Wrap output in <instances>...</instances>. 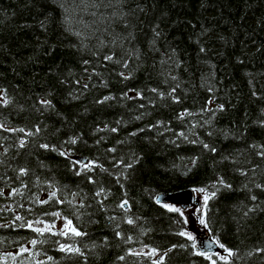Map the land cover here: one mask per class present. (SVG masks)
<instances>
[{"label":"trees","instance_id":"trees-1","mask_svg":"<svg viewBox=\"0 0 264 264\" xmlns=\"http://www.w3.org/2000/svg\"><path fill=\"white\" fill-rule=\"evenodd\" d=\"M93 2L116 4V0H0V89L6 90L5 98L11 101L0 106V225H12L0 227V264H147L143 257L128 256L123 262L116 257L128 248L139 251L145 244L163 252L181 239L172 235L179 227L172 223L177 215L160 207L156 197L186 188H208L217 176L232 188L209 201L210 226L222 243L238 250L235 264H264V253L254 251L264 248V213L243 217L253 203L250 195L264 203V191L252 183H264V159L256 155L264 150V127L260 126L264 120V0H126L122 8L126 18L114 17L113 8L84 6ZM61 4L68 9L67 24ZM154 30L160 32L158 37ZM201 47L206 51L201 53ZM105 55L113 59L105 61ZM124 60L127 68L122 67ZM120 72L130 78L122 79ZM174 87L180 103H172L168 96ZM137 91L141 99L135 98ZM123 93L128 97L122 98ZM159 93L166 99H160ZM106 95L113 99L95 103ZM37 98L51 99L54 108L41 115ZM209 99L207 107L217 110L223 103L225 110L216 111L214 117L202 113ZM185 109L190 114L177 119ZM157 121L162 126L151 127ZM37 125L41 131L32 137L5 130L35 132ZM113 127L116 132L110 130ZM131 132L136 136L130 137ZM176 132L197 142L184 141ZM76 136L80 137L76 145L64 144ZM20 139L27 141L24 149H18ZM169 139L176 144L165 143ZM39 143L60 146L58 150L69 153V159L39 149ZM203 143L216 147L217 153L205 150ZM108 148L115 151L108 152ZM134 156L141 158L134 171L113 166L117 160L129 162ZM192 157L197 158L194 168ZM78 158L95 160L105 171L97 168L77 177L70 161ZM24 165L31 171L21 181L16 169ZM88 175L97 183L88 184ZM21 182L26 187L21 188ZM101 186L105 193L95 197ZM13 187L19 192L9 197ZM53 190L63 204L35 202L48 199ZM98 199L103 201V211ZM122 199L129 202L127 213L117 207ZM9 205L11 210H6ZM50 211L68 216L88 235L68 241L48 233L40 236L15 226L20 222L12 220L20 214L25 221L56 222L43 215ZM110 215L118 219L110 223L106 219ZM125 215L140 219L128 225L123 223ZM116 223L125 238L133 237L130 244L115 239ZM31 238L41 243H25ZM54 240L75 242L84 257L60 253ZM20 243L30 253L15 261L5 256L15 254ZM166 262L205 264L179 249Z\"/></svg>","mask_w":264,"mask_h":264},{"label":"snow or ice","instance_id":"snow-or-ice-1","mask_svg":"<svg viewBox=\"0 0 264 264\" xmlns=\"http://www.w3.org/2000/svg\"><path fill=\"white\" fill-rule=\"evenodd\" d=\"M126 0H116V4L113 5L111 2L104 4L102 2L97 3L93 2L88 5H84L86 7H91V8H97V7H104V8H113L114 11L112 12V15L115 17L119 15L122 18H126V13L122 11V8L125 6ZM60 7L65 8V24L68 22V17H67V12L68 9L64 4H61ZM137 8L139 11H143L142 8H139V5H137ZM43 25V22H42ZM127 27V25H125ZM75 35L79 36L80 33L76 32ZM154 35L159 36L160 32L158 30H154ZM201 53L205 52L206 49L204 47H201L199 49ZM257 51H260V49H257ZM113 57L111 55H105L104 60L105 61H111ZM85 64L88 63V61H84ZM128 66V61L124 60L122 62V67L127 68ZM179 66V65H177ZM119 75L122 77V79L127 80L130 78L129 75H124L123 72H120ZM173 80L176 79L175 76L172 77ZM63 83V81H61ZM76 83H79V81H76ZM101 84H104V81L101 80ZM176 87H179L177 85ZM83 88L87 90L88 85L84 84ZM151 92L157 93L156 88L150 89ZM208 91L211 93L212 88L209 87ZM176 92V88H172L171 91L169 92L168 96L171 97L172 103H180V98L174 93ZM160 99H166L164 93H159L158 94ZM253 96H256V93H252ZM6 97V90L5 89H0V101H2V105L0 106H7L11 102L9 99L5 98ZM128 97V93H123L122 98ZM136 99H141L142 94L141 92L137 91L135 94ZM113 97L110 95L103 96L101 99H97L95 101L96 104H103L106 101L112 100ZM212 101L209 99L205 106L201 109L202 113H210L212 117L216 115V111L223 112L225 110V105L223 103H220L217 106V110H213L209 107H207V104H210ZM36 104L40 105V108L38 111L41 112V115L44 114V111L47 109H52L54 108V105L52 103L51 99L48 98H37ZM143 107V105H141ZM188 110L185 109L183 114H178L177 119H183L184 115H189ZM140 116H137L136 119H140ZM119 123V121H117ZM205 123H209L208 120L205 121ZM162 126L161 121H157L154 126L151 127H156L160 128ZM260 126L264 127V120L260 121ZM108 126L105 125V128ZM193 128L196 127V125H192ZM6 131H12V132H20L24 134V137H32L34 135H38L41 131L40 127L37 125L35 126V132L28 130L26 131L24 128H12L8 129L5 128ZM112 132H116L117 128L113 127L110 129ZM139 131H144V129H140ZM166 131H171L170 128H166ZM209 135H212L211 132L208 133ZM159 135H163V133H159ZM174 135L178 138H182L184 141H187L189 143L195 144L197 141L196 140H189L188 135L184 134L183 132H176ZM130 137L136 136V132H131L129 133ZM80 139L79 136H76L75 138L70 137L67 141L64 142V144H71V145H76L78 140ZM27 141L25 139H20L18 141V149H24L26 147ZM99 143V141H97ZM117 143H122L118 141ZM165 143L167 144H176L175 140L169 139L166 140ZM178 146V145H177ZM203 148L207 151H210L213 154L217 153V148L214 146H210L208 143H203ZM60 146L52 144L50 145L49 143H39L38 148L42 149L44 151H50V152H58V155L60 157H63L65 159H69V153L66 151H59ZM249 147H255L253 145H250ZM8 149H5V154L7 153ZM108 152H114V148H108ZM256 155L258 157H261L264 159V150L257 151ZM141 158L139 156H134L129 162H124L123 160H117L115 164L113 165L114 167H119L123 166V168L127 170H135L134 165L140 160ZM224 159H228V157H225ZM2 163V161H0ZM72 165V171L77 177L82 176V173H91L93 169H99L100 172H104L105 169L104 167L98 163L95 160H88L87 162H80L76 159H72L70 161ZM191 165L194 168L197 165V158L192 157L191 158ZM40 167L43 166V161L40 162ZM31 169L27 166H19L18 169H16L17 172V179L23 181V178L29 174ZM188 171H191V168L188 169ZM253 174L255 173V169L252 170ZM240 174L243 176L246 173L244 171H240ZM123 179L127 180L130 179L128 175H123ZM86 181L88 184H95L97 183L96 179L92 175L86 176ZM117 183H120V179L117 178ZM254 184L255 189H260L261 191H264V183L260 182H255V180L252 181ZM121 188L123 189V184H120ZM21 188L26 187V185L21 182L20 185ZM232 188V185L228 182L225 181V179L222 176H217L216 181L213 182L210 187L205 188V187H198V188H193L192 191L203 194V201L201 203L200 208H196V219L198 220L199 224L202 225L205 229L209 231V236L206 237L203 240H200L199 243L197 242V237L193 235L192 231H189L185 228V225L189 223L188 219L185 216V213L183 210L179 207H175L171 204L164 203L162 202L159 198L156 199V203L160 205L163 209H165L168 213H175L177 215V219L173 220L172 223L178 225V230L174 231L172 233L173 236L181 238L180 240L170 243L169 246H167L163 252L160 251L158 246H149L147 244L143 245V247L139 251H134L131 248H128L127 251L125 252L124 255H118L116 257V260L118 262H123L126 260V257L132 256V257H143L147 264H167L166 258L170 253H173L174 250H182L191 257L195 258H201L205 264H235V261L239 258V252L236 249L231 248L230 246H226L225 243L221 242V238L217 235H215L212 227L210 226L208 222V209H209V201L213 200L217 197V195L221 192V190H229ZM249 192L252 191L251 188L248 189ZM19 192V189L13 187L11 191L8 193L9 197H12L13 194H16ZM102 193H105V188L104 187H99L98 190L93 194L95 197H100ZM0 195H3V191L0 190ZM76 194L73 193V196ZM58 197V192L56 190L50 191L48 194V199H41L35 201L36 203L40 205H47L49 204L50 201H54L55 204H63L65 201L62 199L57 198ZM107 199V196L105 195L104 197ZM249 199L253 202L251 206L247 207V210L243 212V217L244 218H249L250 214L256 213V212H261L264 213V203H261L258 201V197L256 195H250ZM199 202V201H198ZM68 204H72V201H68ZM97 204L100 206V210H104V204L102 200H97ZM129 202L127 199H122L120 203L117 205V207L122 208L127 211L129 210L128 208ZM80 207L83 208L85 207V204L83 201H81ZM90 207V205H89ZM6 210H11V206L9 205L8 209ZM27 211L30 213L32 211L31 208L27 209ZM44 216L46 217H53L56 219H59L62 221V224L58 227L53 220L50 223H46L45 220L43 219H35V220H27L25 221V217L20 215V214H14L12 217V220L20 222L18 225H15L19 228H24L29 230L32 233H35L37 235L43 236L45 233L50 234L52 237H64L66 241L71 240V238H82L86 237L88 235L87 232L83 231L82 228L77 227L76 223L73 222L72 219H70L66 215H62L60 211H50V212H44ZM75 215V213H74ZM106 219L111 223L116 221L118 218L114 215L107 216ZM140 217L137 216L135 218H132L128 215H125L123 218V223H126L128 225H134L137 220H139ZM80 220V215H76V221ZM37 225H43V227L37 226ZM12 226L11 224H4L0 225V227H10ZM145 230L141 231V235L144 234ZM114 237L118 241H123L125 244H130L133 240L132 236H128L125 238L123 235L122 231L120 230V224L116 223L115 229H114ZM19 243V242H18ZM25 243L30 244L32 246H36L38 243H41V241H38L35 238L28 239ZM53 243L57 245V250L60 253H64L66 256H76V257H84V252L81 250L80 247H77L75 242H61L60 240H54ZM108 240L107 237L104 238V245H107ZM218 249L217 250H214ZM144 249H147L145 251ZM255 253H264V248L262 247H256L254 249ZM25 253H30V249L25 247L24 243L19 244V249L18 251L13 254L10 252L5 253V256L8 258H11L13 261H15L16 257H23ZM247 255L251 257L253 255V252H248ZM47 261L52 262L53 257L48 256ZM21 264H23V261H21ZM37 264H44L43 261H37Z\"/></svg>","mask_w":264,"mask_h":264},{"label":"water","instance_id":"water-1","mask_svg":"<svg viewBox=\"0 0 264 264\" xmlns=\"http://www.w3.org/2000/svg\"><path fill=\"white\" fill-rule=\"evenodd\" d=\"M77 160L80 162H85V160L82 158H78ZM157 198H159L164 203H168L173 206H179L181 209L197 207L200 205L199 199L195 197V192H193L191 188H186V189L171 192V193H162V194H159L156 197V199ZM208 236L209 235H206L202 237L200 240H203ZM200 240H197V242L199 243ZM214 250L218 251V249H215V248Z\"/></svg>","mask_w":264,"mask_h":264},{"label":"rangeland","instance_id":"rangeland-1","mask_svg":"<svg viewBox=\"0 0 264 264\" xmlns=\"http://www.w3.org/2000/svg\"><path fill=\"white\" fill-rule=\"evenodd\" d=\"M195 196L200 200V205L198 207L183 210V212L185 213V216L189 221V223L186 225V229L192 231L193 235L196 236L198 240L207 235V229H205L202 225L199 224L198 220L196 219L197 214L195 211L196 208L201 207V203L203 201V195L199 193H195ZM55 223L59 227L62 224V221L58 219ZM37 226L43 227V225H37ZM144 250L147 251V249Z\"/></svg>","mask_w":264,"mask_h":264}]
</instances>
